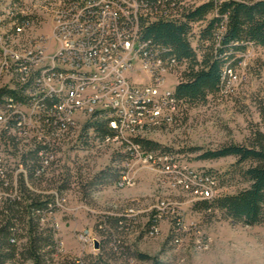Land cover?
<instances>
[{"label": "rangeland", "instance_id": "1", "mask_svg": "<svg viewBox=\"0 0 264 264\" xmlns=\"http://www.w3.org/2000/svg\"><path fill=\"white\" fill-rule=\"evenodd\" d=\"M26 1V11L45 7L41 0ZM10 2L0 0V26L7 22ZM46 13L17 36L5 35L10 23L0 27V45H5L9 56L24 55L29 47L25 42L39 41L46 46L47 60L58 53L64 42L56 44L53 30H67L68 26L56 14ZM209 20L208 14L188 23L187 38L197 62L209 46L207 40H199ZM242 58L237 78L226 83L221 96L181 101L180 108L169 113L166 125L135 132L155 142L156 150L171 152L176 171L187 166L193 173H215L214 197L247 188L249 183L240 170L252 163L237 164L233 156L203 159L202 154L230 144L249 145L256 130L264 132L259 114L264 108V48L249 47ZM185 68L167 75L163 86L175 91ZM130 77L147 81L151 74L143 69ZM91 114L83 110L71 114L75 128L61 139L54 159L35 185L27 183L38 193L56 197V208L46 213L40 224L42 231L52 230L55 242L45 264H73L75 260L88 264H264V223L246 225L233 222L216 207L204 210L196 188L183 186L174 173L162 169L161 163L127 156L121 138L103 140L92 127L95 120ZM126 118H132L129 112ZM3 128L1 122V158L16 181L19 173L26 174L20 153L35 144L21 137L12 142L1 140ZM129 134L125 130L122 137ZM117 218H124L127 226L118 229ZM79 235L89 244L81 243Z\"/></svg>", "mask_w": 264, "mask_h": 264}, {"label": "trees", "instance_id": "2", "mask_svg": "<svg viewBox=\"0 0 264 264\" xmlns=\"http://www.w3.org/2000/svg\"><path fill=\"white\" fill-rule=\"evenodd\" d=\"M66 1L79 3L81 0ZM165 1L168 6L178 2V0ZM141 2L142 6L151 13L148 17L140 18L141 40L148 42L149 51L153 52L157 48L167 60L172 59L180 67H187L183 73L184 80L177 84L174 91L177 109L180 108L181 101L198 102L205 100L208 95L214 98L221 96V91L231 77L228 71L234 73V70L240 67L242 55L248 46L264 48V0H228L221 3L218 6V16H213L201 31L199 40H207L209 46L206 47L200 62H197L187 38L190 31L188 23L202 20L213 11V4H201L194 9L185 10L179 18L169 19L158 14L162 11L158 0H141ZM15 5L21 7L22 4L20 0H13L8 8H13L12 20L16 26H21L26 19L18 9L16 10ZM152 14L155 17L150 21ZM121 23L128 24L123 21ZM31 81L30 77L26 85H18L15 90L0 89V109H6L8 98L15 104H29L31 98L26 93ZM43 104L45 108H51L56 101L46 99ZM259 114L264 124V108ZM48 115L49 113L42 112L39 117L40 127L37 129L40 131L39 136L35 135L33 130H26L18 116L9 118L1 132V140L6 142L21 137L35 145L31 150L20 153V165L24 167L26 174L19 173L16 181L7 171L3 159H0V264H45L55 248L52 230L42 231L40 224L46 213H51L56 208V197L38 193L30 189L27 183L35 185L39 176L43 175L54 159L61 139L69 130L72 131L75 124L68 125L67 130L62 131L61 122H56ZM91 116L95 120L92 127L102 135L103 140H114L118 131L111 127L110 119L105 115L102 116L100 112H93ZM160 123L154 126H164L168 121ZM148 127L153 126L147 124L142 130ZM129 142L137 144L144 154L163 156L171 153L156 150L158 145L142 138V134L135 135L129 139ZM129 142L121 139L127 156L132 157L133 152L129 149ZM227 156L235 157L237 164L246 161L252 163L240 170L249 185L235 194L217 195L209 200L201 199L203 209L210 210L216 207L233 222L238 221L246 225L264 223V132L256 130L249 145L230 144L202 154L203 159ZM210 173L217 184L216 174ZM156 217L157 215L151 221L153 226L157 222ZM115 221L118 229L127 226L124 218H117Z\"/></svg>", "mask_w": 264, "mask_h": 264}, {"label": "built area", "instance_id": "3", "mask_svg": "<svg viewBox=\"0 0 264 264\" xmlns=\"http://www.w3.org/2000/svg\"><path fill=\"white\" fill-rule=\"evenodd\" d=\"M87 1H94V8H87ZM164 1L158 0L162 10L158 14L169 19L181 17L190 8L212 3L214 8L209 13L211 19L218 16V6L228 0H178L173 6H168ZM24 2L27 1L21 0V8L16 10L26 21H35L46 12H52L68 28L60 31L52 29L58 34L56 44L63 41L64 45L52 55L51 60L43 59V51L46 50L44 43L43 49H35V42H25L30 45V53L16 56L4 55L5 45H0V62L5 64L4 74L0 76V89L11 87L15 90L18 85H26L30 77L32 79L26 93L31 98L29 104H15L8 98L6 109H0V123L4 127L9 118L18 116L26 130H33L39 136L40 131L37 129L40 125H36V118L41 116L46 99L56 101L52 113L48 115L56 122L70 125L74 120L71 114L78 110L90 114L100 112L110 119L111 127L118 131L115 139L121 138L125 142L135 137V123L149 124L153 120L171 119L168 109L177 106V101L175 95L167 93V87L163 84L167 75L172 72L177 74L182 67L164 57H154L155 49L149 51L148 42L141 40L139 32L132 30V21H124L119 17V5H127L133 16L142 14L143 18L148 17L151 13L142 6L141 0H81L79 3L70 1V4L66 0H58V6L38 7V11L35 8V11H26ZM154 17L150 15V21ZM249 47L252 46H248L244 54H247ZM12 68H19L18 85H10ZM143 69L151 74L149 80L131 79V74ZM233 78H237L236 69L231 73L230 80ZM127 112L132 118H126ZM125 130L130 132L127 138L122 137ZM128 145L135 157L161 163L162 169L174 173L183 186H197L201 199L214 198L217 184L210 172L191 174L190 168L184 166V173H177L175 163L174 169H167V162H173L170 154L148 157L137 144L129 142ZM78 239L81 243L89 244L85 236L79 235ZM74 264L88 263L75 260Z\"/></svg>", "mask_w": 264, "mask_h": 264}, {"label": "bare ground", "instance_id": "4", "mask_svg": "<svg viewBox=\"0 0 264 264\" xmlns=\"http://www.w3.org/2000/svg\"><path fill=\"white\" fill-rule=\"evenodd\" d=\"M13 0H11V2H12ZM11 2H10V4H11ZM41 4H43V5H45V6H50V7H56V6H58V0H41ZM9 4V5H10ZM15 7L17 8V5H15ZM87 8H94V1H87ZM9 9V12H8V16H7V19H5V20H7V22L5 23L4 21H3V23H2V21H1V23L3 24V25H1V26H4V27H7V25H9L8 23H10V30H7V34H5V35H7V36H11V37H13V36H17V35H20L22 32H23V30H24V28L28 25V24H31L32 23V21H25L24 22V24H23V26L22 27H17L16 26V23L12 20L13 19V12H14V10L12 9V8H8ZM1 15H3V14H0V16ZM119 17L121 18V20H124V21H132V30H134L135 32H140V18L141 17H143L142 16V14H134V16H133V13L132 12H130V11H128V9H127V5H119ZM0 26V27H1ZM16 26V27H15ZM14 27H15V29H14ZM14 29V30H13ZM25 33V32H24ZM54 35H56L55 36V38H54V40L55 41H58V34L56 33V34H54ZM5 40V39H4ZM7 40V39H6ZM9 41V40H8ZM12 41V40H11ZM7 42V41H6ZM5 42V43H6ZM1 43V42H0ZM22 44V43H21ZM14 49V48H13ZM35 49H43V42H40V43H36L35 42ZM7 50V49H6ZM6 50H5V48H4V55H9V54H7V52H6ZM24 50V49H23ZM25 51V50H24ZM24 53V52H23ZM26 53H30V45H29V47L26 49V51H25V54ZM14 56V55H13ZM166 56V55H165ZM154 57H163L161 54H160V51L156 48L155 50H154ZM49 58V57H48ZM51 58H52V55H51ZM43 59H46V56H45V51H43ZM172 60V59H171ZM173 62H176V61H174V60H172ZM241 66V65H240ZM178 67H180V65H178ZM4 71H5V64H4V62H0V76H3V74H4ZM228 73H229V75L231 76V71H228ZM19 81H20V71H19V68H12V72H10V82H12V84L13 85H18V83H19ZM4 88H6V89H9V90H13V88H11V87H4ZM167 93L168 94H171V95H174V90H172V89H170L169 87H167ZM2 104V103H1ZM48 108V107H47ZM45 108L44 107V105H42V112H47V113H52V107L51 108ZM175 109H177V106H172V109H168V115H169V113H171V115H172V113H174V112H171V111H173V110H175ZM170 116V115H169ZM164 120H153L152 122H149V124H151L152 126H154V125H159V123L161 122H163ZM168 122H169V120H168ZM160 123V124H161ZM71 124H75V121L74 120H72L71 122H70V125ZM36 125H40V122H39V118H36ZM145 125H147V124H144V123H135V132H141V130H142V128L145 126ZM59 127V126H58ZM69 126L68 125H62L61 126V128H62V131H66L67 130V128H68ZM74 128H75V126H74ZM57 131V130H56ZM55 131V132H56ZM143 131V130H142ZM45 132V131H44ZM48 132V131H47ZM41 133H43V132H41ZM49 137V136H48ZM62 137V136H61ZM60 137V138H61ZM44 139V138H43ZM45 140V139H44ZM51 140V139H50ZM48 141V140H47ZM59 141V140H58ZM46 142V141H45ZM47 143V142H46ZM43 145V144H42ZM147 156L148 157H159V156H157V155H150V154H147ZM180 168V167H179ZM184 168V167H183ZM167 169H174V162H167ZM177 169V168H176ZM183 171H184V169H183ZM183 171H180V172H178L177 171V173H182ZM191 174H197V173H193V172H190ZM123 180V179H122ZM182 184V183H181ZM187 188L188 187H190V186H186ZM193 187H195L196 189V191H197V186H193ZM199 194H200V196H201V192H199Z\"/></svg>", "mask_w": 264, "mask_h": 264}, {"label": "water", "instance_id": "5", "mask_svg": "<svg viewBox=\"0 0 264 264\" xmlns=\"http://www.w3.org/2000/svg\"><path fill=\"white\" fill-rule=\"evenodd\" d=\"M94 246H95V248L98 247V243L96 241L94 242Z\"/></svg>", "mask_w": 264, "mask_h": 264}]
</instances>
